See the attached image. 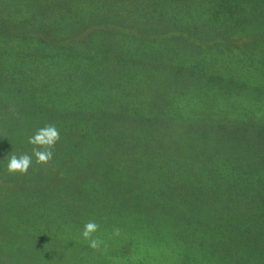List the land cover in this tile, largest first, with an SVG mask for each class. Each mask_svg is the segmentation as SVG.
I'll use <instances>...</instances> for the list:
<instances>
[{
	"label": "trees",
	"instance_id": "trees-1",
	"mask_svg": "<svg viewBox=\"0 0 264 264\" xmlns=\"http://www.w3.org/2000/svg\"><path fill=\"white\" fill-rule=\"evenodd\" d=\"M36 5L19 18L0 4V46L7 45L5 54L0 48V63L11 65L3 69L0 64V90L8 98L0 96V246L21 249L18 262H33L42 252L52 259L48 237L55 240L56 234L49 221L58 214L66 224L77 213L87 215L83 225L94 221L101 227L110 210L138 207L139 184L152 192L172 179L191 192L168 209L189 219L186 238L177 244L195 238L214 260L264 264V143L245 139L242 144L249 125L219 122L233 114L221 105L232 90L262 83L264 0H48ZM160 78L204 86L190 98L185 88H156ZM150 86L160 100L145 108L140 95L146 97ZM175 99L200 100L201 107L186 110L187 116ZM201 119H217L210 121L228 134L234 125L239 133L233 142H222L230 135L222 137L202 176L181 166L177 156L194 135L173 146L178 125L196 126ZM47 125L60 133L53 158L38 164L33 157L27 172L9 173L4 155L31 154L28 137ZM226 143L232 146L225 154ZM159 152L161 157L153 159ZM151 167L159 178L152 186L142 184L151 178ZM188 173L194 182L185 180ZM199 187H207V195L198 196ZM159 195L154 199L163 200L166 193L161 189ZM28 201H34L32 214L26 211H31ZM143 209L140 205L144 220ZM199 228L207 229L204 235ZM39 241L45 245L35 249Z\"/></svg>",
	"mask_w": 264,
	"mask_h": 264
},
{
	"label": "rangeland",
	"instance_id": "rangeland-1",
	"mask_svg": "<svg viewBox=\"0 0 264 264\" xmlns=\"http://www.w3.org/2000/svg\"><path fill=\"white\" fill-rule=\"evenodd\" d=\"M35 1L37 3L36 6L40 7L45 6L48 2V0H0V4L2 5V9H8V15L11 14L20 18V15L25 17L28 14L27 9H33L32 5ZM51 1L54 3L58 0ZM75 5V2L70 4L72 8H75ZM44 11H46V9ZM1 47L2 46H0V48ZM6 48L7 45L3 43V48H1L3 49L1 51L2 54L6 53ZM243 49H247V46ZM0 62H4V59H1ZM0 64H2L3 69H7L11 66L5 65L4 63ZM261 77L262 83L255 80L253 83L247 82V87L235 88L232 90V97L229 100L223 101L221 104L223 108L229 110L231 113L233 112V114H226L225 116H221L222 114L219 115L221 116L219 122L226 121V119L232 122L238 120L239 125L247 124L252 128L245 138L242 137V144L245 139L251 144H255L257 141L264 143L263 73L261 74ZM154 85L160 90L163 88H185L188 93L186 97L190 98H194V96L199 93L197 92V88H202L204 86L202 84L199 87L197 83L191 81L177 85V83L163 78L156 81ZM156 88L155 86H150L147 89L146 97L140 95V100L144 101L142 107H152L154 106L155 100H160ZM0 96L2 100H8L2 90H0ZM175 100H180V105H182V107H179V109L185 114L186 110L201 107L200 100ZM191 102L192 104L188 106ZM176 108L178 109V107ZM171 118H173V116ZM210 120L217 122V119ZM210 120H195L197 125H193L192 127L186 126V123L181 121L185 124L177 126L175 138L178 140V144H173L174 148H178L182 146L181 143L183 144L184 139L187 136L191 134L194 135L193 141H195L191 142L188 148L183 147L182 150L178 152L179 154L177 156L180 155L178 160L182 163L180 164L181 166L197 171L201 176L206 172L207 161L213 159V156L211 155L213 148L221 143L222 137L230 135L231 138L227 137L226 139H223L222 142H231L235 134H239L236 132V127H234V125L231 129L229 128L230 130L228 131V134L222 130L223 128L220 129V125H214ZM226 127H228V125H226ZM171 142H173V135H171ZM222 146L225 149L226 154L228 147L232 146V143H226ZM247 154L248 153L245 151L243 152V156H246ZM152 157L153 159L160 158L161 153H153ZM178 167L180 168L179 165ZM150 169L153 172L151 178L141 183L152 186V184H154L159 178V172L155 167H151ZM189 173L185 180H187L188 183L194 182ZM14 177L17 180L16 174ZM137 182H140V180ZM139 186L140 203L137 208L131 210L117 208L112 209L116 210V212L110 210L105 214L104 223L95 233H93L92 237L101 241L99 247H91L89 242L84 240L81 236L83 230L81 228L84 226L82 220H84L87 215L83 217V214L77 213V218L73 222L66 224L63 221V216L58 214L56 218L49 221V223H51L49 229L56 234L55 240L48 237L49 243L47 247H50L53 254L52 259H48V256H45V253L42 252L37 256L34 255L33 262H18L15 255L16 253L21 255L23 252L21 249L16 250V247L13 246L10 250H7L5 247L0 246V249H4L5 253L4 256L0 258V264H256V262H249L248 260L242 262H222L221 259L214 260L211 254L208 253V249H205L202 246L197 247L194 244V241L201 243L202 241L199 239L192 238L185 246L177 244L178 241L184 242L182 238H186L183 228L188 226L189 219L186 218L184 214L182 216H179V213L175 215V210L174 213H171L168 209L172 208L171 202L173 203L174 200L178 199L180 201L182 196L185 198L188 197L189 192L187 188L181 186L179 182H173L172 179H168L165 182H159V185L152 188V192L149 187L143 188L140 184ZM148 188L151 193L146 194L145 191ZM161 189L166 193V195L162 197L163 200L154 199L155 196H160L159 193L161 192ZM180 189L181 193L179 194ZM196 191L197 195L201 197L208 193L207 187H199ZM196 191H193L192 193L194 194ZM190 196L191 192L189 197ZM155 200L161 202L155 204ZM28 203L29 206H31V211H29L28 208H26V211L28 214H32L34 211V201H28ZM140 205L144 206L145 209H143V211L147 214L144 220L142 219V216H140ZM155 205L158 208H147ZM127 212L130 214L126 215L124 221H122L120 219L121 214ZM173 223L177 224L176 227H178V231H174L172 228ZM72 227L73 229H71ZM79 229H81L80 233L76 234ZM205 230L207 229H198L202 235L206 232ZM169 231H172V233H169ZM25 240L26 239H21V241ZM42 245H45L44 242L41 243V241H39L35 249ZM204 250L207 252L204 253ZM2 252L3 251L1 250L0 253Z\"/></svg>",
	"mask_w": 264,
	"mask_h": 264
},
{
	"label": "clouds",
	"instance_id": "clouds-1",
	"mask_svg": "<svg viewBox=\"0 0 264 264\" xmlns=\"http://www.w3.org/2000/svg\"><path fill=\"white\" fill-rule=\"evenodd\" d=\"M60 138L59 130L55 125H47L39 128L32 136L28 137V143L33 145L31 154L21 153L17 155L15 152L6 153V170L9 173H25L32 165L33 157L36 163H47L53 158V148ZM99 225L94 221L85 223L81 236L89 242L93 248L99 247L101 241L94 239L93 233L98 229Z\"/></svg>",
	"mask_w": 264,
	"mask_h": 264
}]
</instances>
